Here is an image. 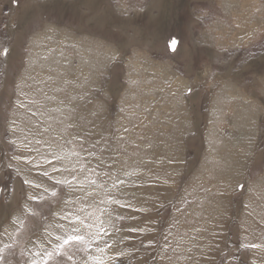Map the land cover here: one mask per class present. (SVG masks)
Returning a JSON list of instances; mask_svg holds the SVG:
<instances>
[{"label": "rangeland", "instance_id": "1", "mask_svg": "<svg viewBox=\"0 0 264 264\" xmlns=\"http://www.w3.org/2000/svg\"><path fill=\"white\" fill-rule=\"evenodd\" d=\"M6 50L0 264H264V0H0Z\"/></svg>", "mask_w": 264, "mask_h": 264}, {"label": "snow or ice", "instance_id": "2", "mask_svg": "<svg viewBox=\"0 0 264 264\" xmlns=\"http://www.w3.org/2000/svg\"><path fill=\"white\" fill-rule=\"evenodd\" d=\"M16 2V0H14V3ZM175 41L172 42L171 47L174 49L175 48ZM5 55L7 54L6 51L4 53ZM191 91V90H189ZM27 183V181H26ZM92 183H95V181H92ZM122 183V181H121ZM110 202H114V201H110ZM77 230L75 228L72 229V232L70 234H66L64 237H56V240L58 241V243L56 244V249L53 252H47L45 255L46 257H51L53 256V254L55 255H61L63 250H67L69 248L75 247L78 244H83L84 243V236L76 234ZM103 232V229L101 228L96 236L93 237V240L95 241L99 235ZM108 247H112L111 245H108ZM252 247H256V245H252ZM101 252H103V249H99ZM73 259L72 255L69 254L68 255V260L71 261ZM33 264H35V262H33ZM43 264H47V259L44 260ZM97 264H103L102 261L97 260Z\"/></svg>", "mask_w": 264, "mask_h": 264}, {"label": "trees", "instance_id": "3", "mask_svg": "<svg viewBox=\"0 0 264 264\" xmlns=\"http://www.w3.org/2000/svg\"><path fill=\"white\" fill-rule=\"evenodd\" d=\"M62 22H64V24H66V23L69 24L70 21L67 20V19H66V20L63 19ZM176 22H178V21H176ZM73 23H74V22H73ZM112 28H114V29L116 30V27H112ZM89 29H90V28H89ZM109 32H110V29H109ZM110 36H111V37H114V35H110ZM40 217H41V216H40V214H39V220H40Z\"/></svg>", "mask_w": 264, "mask_h": 264}, {"label": "flooded vegetation", "instance_id": "4", "mask_svg": "<svg viewBox=\"0 0 264 264\" xmlns=\"http://www.w3.org/2000/svg\"><path fill=\"white\" fill-rule=\"evenodd\" d=\"M192 16H193V14H192ZM176 37H178V35L176 36ZM179 38V37H178ZM7 52H8V50H7ZM7 55H5V57H6ZM5 57H4V59H5Z\"/></svg>", "mask_w": 264, "mask_h": 264}, {"label": "bare ground", "instance_id": "5", "mask_svg": "<svg viewBox=\"0 0 264 264\" xmlns=\"http://www.w3.org/2000/svg\"><path fill=\"white\" fill-rule=\"evenodd\" d=\"M251 12V11H250ZM252 13V12H251ZM241 19V18H240ZM109 21V20H108ZM246 22V21H245ZM245 27V26H244ZM248 28V27H247ZM248 31V30H247ZM251 32V31H250ZM185 91V90H184Z\"/></svg>", "mask_w": 264, "mask_h": 264}, {"label": "crops", "instance_id": "6", "mask_svg": "<svg viewBox=\"0 0 264 264\" xmlns=\"http://www.w3.org/2000/svg\"><path fill=\"white\" fill-rule=\"evenodd\" d=\"M76 143V142H75Z\"/></svg>", "mask_w": 264, "mask_h": 264}]
</instances>
